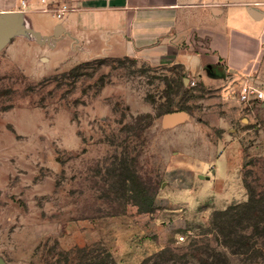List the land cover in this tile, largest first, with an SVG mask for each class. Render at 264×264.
<instances>
[{
	"label": "rangeland",
	"instance_id": "rangeland-1",
	"mask_svg": "<svg viewBox=\"0 0 264 264\" xmlns=\"http://www.w3.org/2000/svg\"><path fill=\"white\" fill-rule=\"evenodd\" d=\"M179 71L0 52V264H264V108Z\"/></svg>",
	"mask_w": 264,
	"mask_h": 264
},
{
	"label": "crops",
	"instance_id": "crops-1",
	"mask_svg": "<svg viewBox=\"0 0 264 264\" xmlns=\"http://www.w3.org/2000/svg\"><path fill=\"white\" fill-rule=\"evenodd\" d=\"M23 1L0 0V13L23 12L55 51L69 46L82 60L126 56L179 66L185 83L195 78L202 87L264 89V0ZM50 13L49 22L38 17Z\"/></svg>",
	"mask_w": 264,
	"mask_h": 264
},
{
	"label": "water",
	"instance_id": "water-1",
	"mask_svg": "<svg viewBox=\"0 0 264 264\" xmlns=\"http://www.w3.org/2000/svg\"><path fill=\"white\" fill-rule=\"evenodd\" d=\"M18 36L34 37L40 43L49 41L48 36L29 26L23 12L0 13V52ZM187 114L183 111L168 113L164 120L167 125H174L185 120Z\"/></svg>",
	"mask_w": 264,
	"mask_h": 264
},
{
	"label": "built area",
	"instance_id": "built-area-1",
	"mask_svg": "<svg viewBox=\"0 0 264 264\" xmlns=\"http://www.w3.org/2000/svg\"><path fill=\"white\" fill-rule=\"evenodd\" d=\"M41 3H46L47 0H39ZM27 5L26 0L22 2V6L25 7ZM69 8L64 6L60 9H56V14L59 18H62L67 12ZM188 84L192 87L196 86L198 83L195 79L190 78ZM238 100L242 103L246 104H254L255 102H262L264 103V89H260L254 85H245L239 92H238ZM184 236H180V240H184Z\"/></svg>",
	"mask_w": 264,
	"mask_h": 264
},
{
	"label": "trees",
	"instance_id": "trees-1",
	"mask_svg": "<svg viewBox=\"0 0 264 264\" xmlns=\"http://www.w3.org/2000/svg\"><path fill=\"white\" fill-rule=\"evenodd\" d=\"M178 70H180L179 72H182V69L179 67V66H175ZM180 79L184 80V78L186 77V74H184L183 72L180 73ZM198 85V84H197ZM251 202V201H249ZM247 202V204L249 203ZM246 205V204H245ZM258 210L254 211V214L255 215H258ZM228 213V209L227 210H222V211H216L214 214H213V217H212V222L214 223L217 219H218V216H221V215H226ZM255 228L258 227V224H256L254 222V224H252ZM204 255V256H203ZM208 251H207V248L206 249H202V248H199L197 250V252L194 254V257H197L198 259H200V261H206V263H209V264H212L209 262L208 259ZM203 257H207V258H203ZM148 260H144L141 264H147Z\"/></svg>",
	"mask_w": 264,
	"mask_h": 264
}]
</instances>
